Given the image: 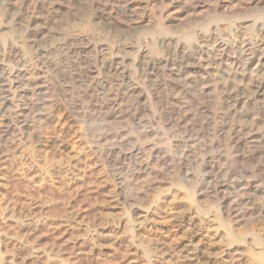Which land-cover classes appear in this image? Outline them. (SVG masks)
Segmentation results:
<instances>
[{
  "label": "bare ground",
  "instance_id": "obj_1",
  "mask_svg": "<svg viewBox=\"0 0 264 264\" xmlns=\"http://www.w3.org/2000/svg\"><path fill=\"white\" fill-rule=\"evenodd\" d=\"M252 2L0 0V161L39 139L70 100L86 155L128 210L169 174L179 180L188 202L178 221L200 233L167 253L141 239L144 258L232 264L217 260L219 248L237 264H264V10L247 14ZM82 5L92 11L86 28L57 32L59 14ZM176 16L185 32H172ZM101 24L147 30L123 44L96 32ZM149 102L154 110L142 109ZM204 236L224 244L209 249Z\"/></svg>",
  "mask_w": 264,
  "mask_h": 264
},
{
  "label": "rangeland",
  "instance_id": "obj_2",
  "mask_svg": "<svg viewBox=\"0 0 264 264\" xmlns=\"http://www.w3.org/2000/svg\"><path fill=\"white\" fill-rule=\"evenodd\" d=\"M248 8L247 14H255L264 10V5L254 0ZM91 15L87 5L66 9L59 14L54 28L57 32L86 28L85 21ZM183 18H174L172 32H185ZM100 26H96L101 28H96V32L103 35L109 33L108 36L112 35L123 44L137 40L139 34L147 30L137 25H127L120 30L109 24ZM60 37V34L56 36ZM48 40L46 42L51 43V39ZM70 102L62 101L54 110L52 122L39 133V139L25 144L17 142L0 161V264H169L173 258L167 254L161 257L159 252L158 256L148 261L142 251L148 245L150 250L160 245L159 248L165 249L163 251L167 248L172 251L181 246L191 233V236L200 233L197 229H187L178 221L184 212V204L188 202L176 185L179 180L173 179L174 174H169L165 182L158 183L157 188L147 193L149 195L145 196L143 204L135 203L128 210L117 199L103 165L86 155L84 144L87 139L84 140L78 126L67 117ZM147 104L142 109L152 111V103ZM152 106L154 110L155 106ZM42 139L45 145L41 146L37 140ZM201 203L206 204V200ZM144 205L150 206L152 212L146 214ZM18 212L22 215L19 216ZM145 215H148L146 219ZM129 219L136 221L132 223L130 220V223ZM131 226H135V232L140 233L139 238L133 235L136 239L131 238V231L129 235L127 230ZM206 231L201 233L206 234ZM202 239L203 245L209 246V249L224 244L222 237L211 239V242L207 236ZM132 240L137 241L139 247ZM169 250L166 253L171 252ZM220 251L218 248L215 255L218 261L224 259L232 264L239 263V256L232 257ZM174 259L170 264H183L186 260L178 256Z\"/></svg>",
  "mask_w": 264,
  "mask_h": 264
}]
</instances>
